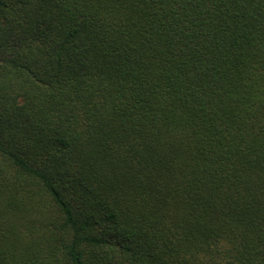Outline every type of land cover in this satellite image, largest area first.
Segmentation results:
<instances>
[{"label": "trees", "instance_id": "obj_1", "mask_svg": "<svg viewBox=\"0 0 264 264\" xmlns=\"http://www.w3.org/2000/svg\"><path fill=\"white\" fill-rule=\"evenodd\" d=\"M0 264H264V0H0Z\"/></svg>", "mask_w": 264, "mask_h": 264}]
</instances>
